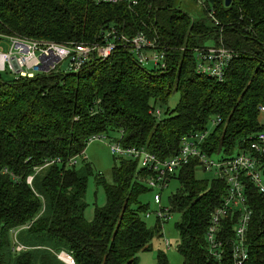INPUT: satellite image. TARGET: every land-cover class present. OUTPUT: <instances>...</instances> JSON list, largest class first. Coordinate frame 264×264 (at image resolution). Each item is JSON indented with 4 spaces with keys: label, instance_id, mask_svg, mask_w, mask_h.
I'll use <instances>...</instances> for the list:
<instances>
[{
    "label": "trees",
    "instance_id": "obj_1",
    "mask_svg": "<svg viewBox=\"0 0 264 264\" xmlns=\"http://www.w3.org/2000/svg\"><path fill=\"white\" fill-rule=\"evenodd\" d=\"M194 1L203 7L199 19L183 11L178 0H137L136 6L0 0L3 35L93 43L114 27L129 38L146 34L167 55L164 70H147L129 49L119 47L107 61L92 62L79 73L0 77V264H66L59 259L62 253L74 264H138V255L152 250L162 224L147 225L149 207L140 201L151 191L144 181L150 172L138 161L114 157L108 182L82 157L92 136L105 135L166 159L178 154L184 136L206 130L218 118L221 123L203 146L210 156L238 155L264 131L259 112L264 106V0H232L229 7L225 0ZM211 41L236 53L222 83L196 72V50L209 48ZM174 92L181 95L177 106L154 116L156 105ZM258 157L264 177V152ZM74 158L81 161L70 166ZM198 169L193 159L172 176L180 183L170 198L171 213L180 215L177 250L183 264H235L234 217L223 221L229 240L222 260L210 256L206 241L227 184L199 180ZM92 177L107 201L89 221ZM246 183L252 217L245 264H264V194ZM13 232L24 250H15ZM156 264H169L163 251Z\"/></svg>",
    "mask_w": 264,
    "mask_h": 264
},
{
    "label": "built area",
    "instance_id": "obj_2",
    "mask_svg": "<svg viewBox=\"0 0 264 264\" xmlns=\"http://www.w3.org/2000/svg\"><path fill=\"white\" fill-rule=\"evenodd\" d=\"M98 4L126 3L136 6L137 0H94ZM7 41L8 48L0 45V71L11 73L15 78H34L39 74H75L92 62L107 61L119 47L129 49L141 65L148 62L154 68L164 70L166 66V51L159 50L156 42L149 39L146 34L138 33L129 38L116 28L104 31L93 43H68L59 44L37 41L29 38L2 37ZM236 53L224 46H215L196 50V72L222 83L227 70L234 61ZM259 112L264 115V106L259 107ZM157 118L162 117L160 110L152 111ZM221 123V119L213 120L204 131H196L184 136L181 140L180 150L177 155L161 159L146 148L124 146L120 142L111 141L105 135L92 136L88 145L96 140H107L111 154L117 158L138 161L142 169L150 172L144 178L146 185L154 192V203L160 206L156 216L159 220L168 219L171 209L162 207L165 190L172 182V176L191 160L198 161L199 169L214 174L216 179L226 182L227 194L221 206L216 208L209 221L206 233L208 252L211 257L222 260L225 255L227 237L224 235L223 221L230 217L236 219L233 226L234 237L230 240L232 259L235 264H245L250 258L247 244V233L251 224L252 211L247 205V183L249 180L254 187L264 194V177L260 169L259 154L264 152V131L260 132L252 141L246 151L233 157L212 158L203 146L212 130ZM82 157L86 158L85 152ZM60 162V160H57ZM79 158L70 160V166H77ZM3 173H9L5 170ZM16 181V177L10 174ZM33 176L27 179L32 184ZM238 215V216H237ZM150 217V214H146ZM15 250L22 251L24 246L17 241V232H13ZM14 237V236H13ZM68 264H74L69 260Z\"/></svg>",
    "mask_w": 264,
    "mask_h": 264
},
{
    "label": "rangeland",
    "instance_id": "obj_3",
    "mask_svg": "<svg viewBox=\"0 0 264 264\" xmlns=\"http://www.w3.org/2000/svg\"><path fill=\"white\" fill-rule=\"evenodd\" d=\"M178 3L181 5V9L187 12L191 17L200 18L203 14V7L201 4L194 0H178ZM2 37H21L18 35L8 36L0 34ZM30 39V38H29ZM0 41H7L6 39L0 38ZM39 41V40H37ZM54 43V42H52ZM8 48L7 43L0 44ZM214 42H208L207 47H214ZM147 70H152L154 68V64L152 62H148L145 65ZM0 77L5 81H11L15 76L11 73H3L0 71ZM181 98L180 93L174 92L168 102L166 103H158L156 105V109L160 110L162 115L164 116L168 110L174 109L179 103ZM260 121L264 124V115L260 114ZM86 159L93 165L95 171L103 175L108 182L112 181V168L114 166V156L111 154L109 143L107 140H96L88 145L85 150ZM222 154L212 156L213 159L218 160ZM79 161H81L79 159ZM197 178L199 180L212 181L215 178L214 174L204 171L203 169H198ZM180 188V183L178 180H172L169 184V187L165 190L163 195V204L162 207L170 210V198L173 194L177 192ZM107 201L104 188L99 187L96 183L95 177L90 178L88 194H87V202L88 208L85 213L86 219L89 221L93 220L95 208L105 206ZM140 201L142 204L147 205L149 207L148 213L150 217L146 216V223L149 227L154 228L158 222L162 224V232L160 236H156L153 241V248L151 251L141 252L138 255V264H156L157 255L159 252L163 251L169 260V264H183V257L179 254L177 250V246L180 240V236L178 231L176 230V223L180 220V215L176 213H169L168 219L165 221H161L157 218L156 212L159 211L160 206L154 203V192L150 191L147 194L141 196ZM22 237L25 243H30L31 240L22 234ZM11 238L16 239L15 235L13 237V233L11 234ZM37 243V241H35ZM43 243V242H40Z\"/></svg>",
    "mask_w": 264,
    "mask_h": 264
},
{
    "label": "water",
    "instance_id": "obj_4",
    "mask_svg": "<svg viewBox=\"0 0 264 264\" xmlns=\"http://www.w3.org/2000/svg\"><path fill=\"white\" fill-rule=\"evenodd\" d=\"M231 1H232V0H225V5H226V7H229V6H230ZM62 254H65V253H62ZM62 254H61V255H62ZM61 255L59 256V259H61V260H62L63 262H65L66 264H68L69 261L64 260V259L61 257ZM65 255H66V254H65ZM67 257H68V260H72V261H73V259H72L69 255H67Z\"/></svg>",
    "mask_w": 264,
    "mask_h": 264
},
{
    "label": "bare ground",
    "instance_id": "obj_5",
    "mask_svg": "<svg viewBox=\"0 0 264 264\" xmlns=\"http://www.w3.org/2000/svg\"><path fill=\"white\" fill-rule=\"evenodd\" d=\"M61 257H62L64 260L69 261L67 255L62 254Z\"/></svg>",
    "mask_w": 264,
    "mask_h": 264
},
{
    "label": "crops",
    "instance_id": "obj_6",
    "mask_svg": "<svg viewBox=\"0 0 264 264\" xmlns=\"http://www.w3.org/2000/svg\"><path fill=\"white\" fill-rule=\"evenodd\" d=\"M3 43H5V42H3ZM0 44H2L1 41H0Z\"/></svg>",
    "mask_w": 264,
    "mask_h": 264
}]
</instances>
